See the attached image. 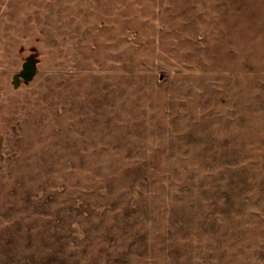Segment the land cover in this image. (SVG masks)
I'll list each match as a JSON object with an SVG mask.
<instances>
[{
	"label": "rangeland",
	"instance_id": "1",
	"mask_svg": "<svg viewBox=\"0 0 264 264\" xmlns=\"http://www.w3.org/2000/svg\"><path fill=\"white\" fill-rule=\"evenodd\" d=\"M0 264H264V0H0Z\"/></svg>",
	"mask_w": 264,
	"mask_h": 264
},
{
	"label": "water",
	"instance_id": "2",
	"mask_svg": "<svg viewBox=\"0 0 264 264\" xmlns=\"http://www.w3.org/2000/svg\"><path fill=\"white\" fill-rule=\"evenodd\" d=\"M35 70V61L32 58L27 59V62L23 65L18 77L24 82H28L32 79Z\"/></svg>",
	"mask_w": 264,
	"mask_h": 264
}]
</instances>
